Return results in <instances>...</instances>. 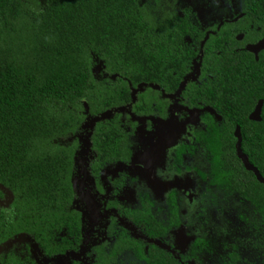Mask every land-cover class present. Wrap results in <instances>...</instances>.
I'll use <instances>...</instances> for the list:
<instances>
[{"label":"trees","instance_id":"trees-1","mask_svg":"<svg viewBox=\"0 0 264 264\" xmlns=\"http://www.w3.org/2000/svg\"><path fill=\"white\" fill-rule=\"evenodd\" d=\"M243 14L236 21L234 17ZM244 33L242 40L236 35ZM264 0H0V264H206L210 242L181 247L177 192L159 219L138 174L133 137L173 109L202 128L173 160L203 150L201 179L248 204L264 242ZM259 99L261 120L249 119ZM99 208L94 224L79 179Z\"/></svg>","mask_w":264,"mask_h":264},{"label":"rangeland","instance_id":"rangeland-1","mask_svg":"<svg viewBox=\"0 0 264 264\" xmlns=\"http://www.w3.org/2000/svg\"><path fill=\"white\" fill-rule=\"evenodd\" d=\"M186 126L202 127L195 110L190 111L184 122L171 115L167 124L158 123L152 132L139 127L133 138L132 160V169L139 173V179L127 190L126 198L135 200L138 191L148 192L160 209V218L167 221V196L175 190L181 225L173 231V236L178 245L185 247L194 238L204 237L210 242V249L203 253L206 264H264V242L259 235L254 236L251 228L256 215L248 204L199 177L196 169H208L203 153L188 158L180 172L172 164L170 150L186 139ZM79 181L91 206L93 200L85 176Z\"/></svg>","mask_w":264,"mask_h":264},{"label":"flooded vegetation","instance_id":"flooded-vegetation-1","mask_svg":"<svg viewBox=\"0 0 264 264\" xmlns=\"http://www.w3.org/2000/svg\"><path fill=\"white\" fill-rule=\"evenodd\" d=\"M180 1H181V0H177V3L179 4ZM181 4H182V5H183V4L191 5V0H189V2H187V3H185V1L183 0V2H181ZM240 15H241V16H240ZM242 16H243V14L240 13V14L237 15L236 17L240 18V17H242ZM236 17H234V18L232 19V21H236V20H234ZM238 18H237V19H238ZM239 34H243V37H242L241 39H238V38H237ZM239 34L236 35V39H237V40H242V39L244 38V33H239ZM258 41H259V40H258ZM258 41H257V42H258ZM255 43H256V42H255ZM248 44H253V43H248ZM246 45H247V44H246ZM246 45H245V48H246ZM261 51H262V50H261ZM194 110H195V109H190V110H186L185 112H183V115H186L183 121H180V120L177 118V115H179V114H178L179 112H177V111H175V110H173V109H170V111H168V114H167V115H170V118H171V115H175L176 118H177V120H178L179 122H184V121L188 118V115H189L190 111H194ZM195 111L197 112V115H199V114H198V111H197V110H195ZM170 118H169V119H170ZM199 121H200V120H199ZM158 123H160V124H167V123H168V120L166 121V123L156 122V123L153 124V127H151V128H146V127L144 126V128H145L148 132H152V131L154 130V128H155V125H158ZM200 123H201V121H200ZM201 125H202V123H201ZM201 128H202V127H201ZM186 129L188 130V136L186 137V139H184V140L181 141V142L190 141V140H191V134H192V132H193V131H196V130H199L200 128H198V129H193V128H191V127L186 126ZM133 138H134V137H133ZM181 142H179L174 148H172V149L170 150V152H171V162H172V164L174 165V167L177 169V171H179V172H180L182 166L185 165V162H186V160H187L188 158H193V157L196 156V154L199 153V152H202L203 155H204L203 150L200 149L199 151H197V153H196L194 156L186 155L185 158H184L183 163H182L181 165L177 166V165L175 164L174 160H173V155H174V150H175V148H176ZM133 154H134V143H133ZM204 157H205V155H204ZM205 159H206V158H205ZM132 160H133V159H132ZM206 161H207V160H206ZM207 163H208V162H207ZM131 169H132V166H131ZM197 170H199V169H196V172H197ZM134 171H135V170H134ZM201 171H203V170H201ZM206 171H207V170H206ZM206 171H203V172H206ZM83 172H84V173H83ZM83 172H82V174H81V178H80V179H82L83 175L85 176V171H83ZM135 172L138 174V178H137L136 182H135L133 185L128 186V188L126 189V192H127V190H128L130 187L134 186V185L137 183L138 179H139V173H138L137 171H135ZM198 175H199V174H198ZM199 177H200V176H199ZM85 178H86V180H87V182H88V189H89L90 186H89V181H88L87 176H85ZM200 178H201V177H200ZM80 179H79V180H80ZM79 183H80V181H79ZM80 185H81V184H80ZM81 189H82V191H83V193H84V189H83L82 185H81ZM140 191H142V190H140ZM145 192H146V191H145ZM176 192H177V191H176ZM147 193H148V192H147ZM89 194H90V191H89ZM84 195H85V194H84ZM90 195H91V194H90ZM150 196H151V195H150ZM91 197H92V195H91ZM85 198H86V197H85ZM123 198H125V199L128 200V198H126V194H125V196H124ZM92 200H93V204H92L91 206L88 204V212H89V216H90L91 219L93 220L94 224H96V223L98 222V220H99V208H98L96 202L94 201L93 197H92ZM86 201H87V199H86ZM128 201H130V200H128ZM154 201H155V200H154ZM177 202H178V206H179L178 193H177ZM87 203H88V201H87ZM155 203H156V202H155ZM156 208H157V206H156ZM157 209L159 210V212H158V217H159V219H161V218H160V215H159V214H160V209H159V208H157ZM161 220H162V219H161ZM167 220H168V217H167ZM164 221H165V220H164ZM165 222H166V221H165ZM176 228H177V227H176ZM176 228L174 227V228H172V230H171L173 241H175V240H174V236H173V231H174ZM175 242H176V241H175ZM129 256L132 257V258H130L129 261H127V259L129 258ZM57 264H60V263L57 262ZM118 264H145V263H144L143 261H139L138 259H136V258L132 255L131 252H126V253H124V254L121 256V260L118 262Z\"/></svg>","mask_w":264,"mask_h":264},{"label":"water","instance_id":"water-1","mask_svg":"<svg viewBox=\"0 0 264 264\" xmlns=\"http://www.w3.org/2000/svg\"><path fill=\"white\" fill-rule=\"evenodd\" d=\"M237 18L238 17H236L234 20H237ZM242 37H243V34H239L237 38L241 39ZM263 49H264V37L256 43L246 45V50L254 53L256 59H258V53ZM262 105H263V100L259 99L255 108L249 114L250 120H253V121L261 120ZM234 135L237 139L235 143V149H236L237 156L242 160L245 168L249 171H252L254 175L256 176L257 180L264 184V176L260 173L259 169L249 161L248 156L244 153L241 147L242 136H241V131H240L239 126H236Z\"/></svg>","mask_w":264,"mask_h":264}]
</instances>
